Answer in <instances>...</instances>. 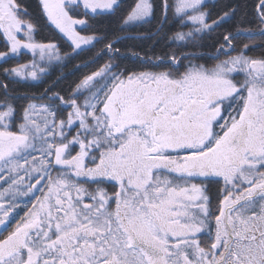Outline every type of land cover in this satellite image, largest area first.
<instances>
[{"label": "snow or ice", "instance_id": "6c2138e0", "mask_svg": "<svg viewBox=\"0 0 264 264\" xmlns=\"http://www.w3.org/2000/svg\"><path fill=\"white\" fill-rule=\"evenodd\" d=\"M38 2L66 48L36 39L22 0H0V62L28 56L0 83V264H264V53L249 54L264 0L210 64L201 41L238 6L212 19L206 0ZM162 34L168 51L125 65L122 42ZM52 73L23 104L10 94Z\"/></svg>", "mask_w": 264, "mask_h": 264}, {"label": "trees", "instance_id": "16d2710c", "mask_svg": "<svg viewBox=\"0 0 264 264\" xmlns=\"http://www.w3.org/2000/svg\"><path fill=\"white\" fill-rule=\"evenodd\" d=\"M22 3L27 5L28 10L32 13L34 19L39 22V31L36 35V39L42 42L54 41L59 42L61 47H67L66 43L59 37L58 34L54 32V30H49V26L45 25L43 18L40 15V7L38 0H22ZM131 0H122V4L126 7ZM208 4V8L206 11L211 12V18L217 19L219 15H222L224 11L228 10V7L231 5L233 7L238 6V12L235 17L231 20L230 23L224 24L222 27L216 29L215 32L210 33L206 36L203 41H201V48L200 52L204 56V60L200 62L208 61L211 63V54L214 53V46L217 45L218 41L221 40L222 36L229 31H235L236 27L241 24H248L251 21L252 17L250 15H245V13L251 12V7L253 0H206ZM245 5L247 7H245ZM118 15L117 17H113L110 20L107 18H101L102 22L96 26V30L103 32L105 30H115L117 23H118ZM172 25L165 26V31L171 29ZM154 25H146L143 28L136 29V32L132 35L137 34H146L150 31H154ZM247 41H240L239 43H244ZM103 47V44H97V47L94 51H98L100 48ZM119 47L121 48L122 52H125L128 55V59H125L124 63L128 67H137L138 64L131 58V51H135L144 55L148 53V55H155L160 56L168 51L167 41L163 39V34L161 37H158L157 40L151 39H143V40H135V39H127L122 42ZM4 50V41L0 39V51ZM264 53V47H261L259 40L256 42V47L254 51H251L249 54L252 56H260ZM85 59H90V57H82L73 61V64L70 65L67 69L57 70L63 76H66L67 79H63L59 84V89L67 90L69 85L77 79L79 73L73 75V65L76 64H83ZM28 60V56H20L12 58L9 63H2L0 62V83L6 82V77L4 76V69L10 68L15 66L19 63H25ZM57 78V73H52L47 80L40 81V82H33V81H20L18 83L12 84L9 83V88L11 89L10 94L15 95L18 97L17 103L23 104L24 100L23 97L25 94L32 95V94H40L44 88L51 86L53 81ZM2 89H0V94H2Z\"/></svg>", "mask_w": 264, "mask_h": 264}, {"label": "flooded vegetation", "instance_id": "af4514ba", "mask_svg": "<svg viewBox=\"0 0 264 264\" xmlns=\"http://www.w3.org/2000/svg\"><path fill=\"white\" fill-rule=\"evenodd\" d=\"M215 192V188H213V193Z\"/></svg>", "mask_w": 264, "mask_h": 264}]
</instances>
